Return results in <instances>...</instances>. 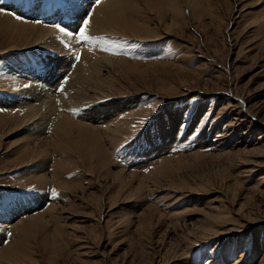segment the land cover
<instances>
[{
  "label": "rangeland",
  "instance_id": "rangeland-1",
  "mask_svg": "<svg viewBox=\"0 0 264 264\" xmlns=\"http://www.w3.org/2000/svg\"><path fill=\"white\" fill-rule=\"evenodd\" d=\"M100 1L0 0V264H264V0Z\"/></svg>",
  "mask_w": 264,
  "mask_h": 264
},
{
  "label": "bare ground",
  "instance_id": "bare-ground-1",
  "mask_svg": "<svg viewBox=\"0 0 264 264\" xmlns=\"http://www.w3.org/2000/svg\"><path fill=\"white\" fill-rule=\"evenodd\" d=\"M118 0H102V1H100L99 2V5L97 6V7H95L96 9L94 10V13H93V15H92V17H91V19H90V23H89V27L95 32V30H97V31H99L97 28L99 27V25H100V23H101V21H107L108 20V17H109V15H111V17L112 16H114V14H110L111 12H109V14L107 13V9H108V7L109 6H111L114 2L116 3ZM114 6H115V4H114ZM86 7V6H85ZM112 11V10H111ZM82 16V15H81ZM84 17V16H83ZM114 18V17H113ZM13 19V18H12ZM103 19V20H102ZM109 19H111V18H109ZM113 20V19H112ZM17 24H21V25H24V26H29V22H18V21H16V20H14ZM111 21V20H110ZM111 23V22H110ZM37 25H32V27L33 28H35ZM37 28V27H36ZM89 30V29H88ZM107 30V29H106ZM54 31V30H53ZM101 31H103V30H101ZM45 32H47L48 34L45 36V35H42L41 36V34L40 35H37V40H43V44H44V42L46 43L47 41V43H49V46H56L57 48H58V51H62V50H68L67 48H68V46H67V43L65 42V41H70V39L72 38H70V36H66V37H64L65 35H63L62 36V38H59V41H60V43H57V42H59L58 40L56 41V39L55 38H57L56 36L57 35H55L53 38V40H52V36H51V33H52V29L50 28H45ZM37 33V32H36ZM62 33V32H61ZM53 34V33H52ZM58 39V38H57ZM73 40V39H72ZM72 40H71V42H72ZM37 42V41H36ZM74 42V41H73ZM46 43V44H47ZM69 44H73V43H69ZM98 45V44H97ZM33 45L32 44H30L29 42L26 44V45H24V47H21L22 49H25V48H30V47H32ZM60 47H62V49H60ZM70 47V46H69ZM73 47H74V45H73ZM71 48V47H70ZM21 49V50H22ZM74 49H75V47H74ZM78 49V48H77ZM26 50V49H25ZM73 50V49H72ZM90 50V49H89ZM75 51V50H74ZM86 51V50H85ZM69 52H70V50H69ZM68 52V53H69ZM72 52V51H71ZM70 52V53H71ZM69 53V54H70ZM87 53V52H86ZM25 54V53H24ZM87 54H89L90 56H93V57H95L94 55L95 54H92V53H87ZM69 57H71V54H70V56ZM72 58V57H71ZM87 58H88V56H87ZM87 58H86V56H85V60L83 59V61L82 62H79V67L81 68V69H83V67H85V64H87V66H90L91 64H92V62H93V60H91V58H89L88 60H87ZM98 58V57H97ZM74 59V58H73ZM22 62H25L24 60L25 59H23L22 58ZM17 61H18V59H17ZM20 62V61H19ZM18 62V63H19ZM90 62V64H88ZM17 63V62H16ZM21 63V62H20ZM19 63V64H20ZM18 68H22L21 67V65L20 66H17V69ZM27 69H29V68H27ZM85 69V68H84ZM21 70V69H20ZM19 70V71H20ZM32 70V69H31ZM23 71V70H22ZM24 71H25V67H24ZM26 71H28V70H26ZM79 72V71H78ZM17 74V73H16ZM76 74V73H75ZM19 75V74H18ZM18 75H15V78H16V76H18ZM23 75V74H22ZM29 75V74H28ZM21 76V75H20ZM75 76V75H74ZM92 77V76H91ZM75 78H77V77H75ZM36 80V79H35ZM34 80V81H35ZM78 80V79H77ZM20 82H19V85H24L25 86V84H28L29 83V79L28 78H23V79H20L19 80ZM71 81V80H70ZM68 82V81H67ZM66 82V85L65 86H67L68 85V83ZM80 82V81H79ZM77 83V82H76ZM85 83V82H84ZM31 84V83H30ZM74 84V83H73ZM81 84V83H80ZM45 85V84H44ZM58 85V84H57ZM62 85V84H61ZM29 86V85H28ZM53 86H55V84L53 85ZM36 87V86H35ZM50 87V86H49ZM52 87V86H51ZM50 87V88H51ZM56 87V86H55ZM35 89V88H34ZM62 89V88H61ZM47 90V89H46ZM49 90V89H48ZM50 91V90H49ZM65 91H67V89H66V87L64 88V90L61 92L62 94L65 92ZM77 91V90H76ZM80 91H82V90H80ZM31 92V91H30ZM50 93H52V92H50ZM56 92H54V94H55ZM28 94V93H27ZM26 94V95H27ZM54 94H50L49 95V92H48V94L46 95V98H48V99H50V100H52V96H54ZM29 95V97H30V94H28ZM56 95V94H55ZM90 97V96H89ZM28 98V97H27ZM27 98L25 97V95L24 94H21L20 95V97H19V95H18V97H16V99L13 101V102H15L16 104H18L19 103V101H21L22 102V109H25L24 110V112H23V114H24V116H23V118L25 119V122L26 123H34V125L35 126H31V134H33V135H30V136H32L31 137V139L32 140H34L35 142H36V140L37 139H39V137H40V135H39V131H41L42 129H45V127L47 126V124H50V123H48V122H50L51 121V118L50 119H47V116H49V115H56L57 114V111H60V110H57V109H55V107H57V105H56V103L54 104H52V106L50 105L49 106V109L48 110H46L44 107H40V108H38V106L36 105V104H34L32 101H35L36 99H32V100H30V101H27ZM29 99V98H28ZM10 100V99H9ZM49 100V101H50ZM45 101V100H44ZM4 102H6V101H4ZM46 102V101H45ZM55 102V101H54ZM12 104V103H11ZM48 104V103H47ZM64 104V103H63ZM6 105V104H5ZM55 107H54V106ZM16 106V105H15ZM14 106V107H15ZM21 107V106H20ZM59 107V106H58ZM64 108H65V110L66 109H68L69 108V106H64ZM72 108V107H71ZM10 109V108H9ZM68 112H69V110H67ZM70 111H72V110H70ZM59 113V112H58ZM70 113V112H69ZM22 115V114H21ZM58 116V115H57ZM54 118V117H53ZM44 119V121H42ZM53 123V122H52ZM62 126V125H61ZM60 128V127H59ZM41 134V133H40ZM30 139V140H31ZM45 140V139H44ZM47 143V145L49 144L48 143V140L45 142V144ZM42 144H43V142H42Z\"/></svg>",
  "mask_w": 264,
  "mask_h": 264
},
{
  "label": "snow or ice",
  "instance_id": "snow-or-ice-1",
  "mask_svg": "<svg viewBox=\"0 0 264 264\" xmlns=\"http://www.w3.org/2000/svg\"><path fill=\"white\" fill-rule=\"evenodd\" d=\"M0 11H3V9H0ZM89 23H90V18L86 16L82 21V25L79 27L78 31L73 36V38L75 39L78 37L80 42H88V41L95 39L94 37H92L88 34ZM104 50H108V49H104ZM75 58L77 60H79L80 54L76 53ZM149 107H151V106H149ZM53 192H55V190H53Z\"/></svg>",
  "mask_w": 264,
  "mask_h": 264
},
{
  "label": "crops",
  "instance_id": "crops-1",
  "mask_svg": "<svg viewBox=\"0 0 264 264\" xmlns=\"http://www.w3.org/2000/svg\"><path fill=\"white\" fill-rule=\"evenodd\" d=\"M6 88V87H5Z\"/></svg>",
  "mask_w": 264,
  "mask_h": 264
}]
</instances>
